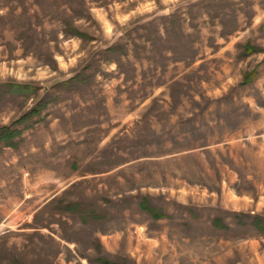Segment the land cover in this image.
Segmentation results:
<instances>
[{
	"label": "rangeland",
	"instance_id": "obj_1",
	"mask_svg": "<svg viewBox=\"0 0 264 264\" xmlns=\"http://www.w3.org/2000/svg\"><path fill=\"white\" fill-rule=\"evenodd\" d=\"M0 264H264V0H0Z\"/></svg>",
	"mask_w": 264,
	"mask_h": 264
},
{
	"label": "trees",
	"instance_id": "obj_2",
	"mask_svg": "<svg viewBox=\"0 0 264 264\" xmlns=\"http://www.w3.org/2000/svg\"><path fill=\"white\" fill-rule=\"evenodd\" d=\"M7 86H8L9 92H12V93L30 94L31 92L35 90L34 89L35 86L29 83L14 82V83H9V85ZM16 134H17L16 131H11L10 133H5L4 136L5 138L10 139L14 137ZM147 210L151 211L150 208H147ZM157 216H161V215H157Z\"/></svg>",
	"mask_w": 264,
	"mask_h": 264
}]
</instances>
